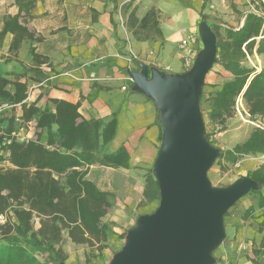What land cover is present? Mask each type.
Returning a JSON list of instances; mask_svg holds the SVG:
<instances>
[{
    "label": "trees",
    "instance_id": "1",
    "mask_svg": "<svg viewBox=\"0 0 264 264\" xmlns=\"http://www.w3.org/2000/svg\"><path fill=\"white\" fill-rule=\"evenodd\" d=\"M14 1L18 13L4 19L0 41L7 34L13 36L9 52L16 58L22 42L35 41L34 34L19 24L20 12L28 14L34 7V0ZM208 1L204 0L202 11ZM256 1L262 14H245L240 27L212 26L217 55L211 69L217 66L229 77L218 86H209L211 90L202 93L199 104L203 118L217 126L218 133L228 129V121L235 114L239 98L249 118L264 123V0ZM151 14L148 12L140 25ZM254 57L263 61L259 70L248 63V59ZM32 60L34 63L37 60L33 52ZM34 77L35 74L30 78ZM27 97V81H11L0 75V106L19 105V119L23 123L34 122L35 130L33 139L28 142L12 140L0 147L4 154L0 162L4 160L10 164L9 168L0 169V216L4 217V222L0 223V264L65 262L61 246L64 235L78 246L97 247L99 255L113 235L111 225L103 219L113 208L114 196L99 189L87 176L89 170L96 167L127 169L129 156L125 149L105 153L106 145L115 135L116 119L86 120L79 114L78 104L47 99L42 108L36 102L27 103ZM3 116L0 117V127L4 126L10 134L15 129L12 127L14 118ZM205 136L215 147L206 130ZM219 151L211 169L216 167L220 173L245 158L264 156V124L253 128L242 142ZM246 176L260 186L258 191L248 193L257 196L256 208L260 212L255 217L256 233L260 237L264 233V164ZM145 181L139 206L150 207V214L160 199L151 169L146 172ZM253 211L248 208L245 214ZM227 215L228 212L225 217ZM33 217L38 219L37 229L33 228ZM263 252L264 237H261L253 254L258 257Z\"/></svg>",
    "mask_w": 264,
    "mask_h": 264
},
{
    "label": "crops",
    "instance_id": "2",
    "mask_svg": "<svg viewBox=\"0 0 264 264\" xmlns=\"http://www.w3.org/2000/svg\"><path fill=\"white\" fill-rule=\"evenodd\" d=\"M246 1L209 0L202 11L204 0H34L28 14L20 12L19 24L34 34L35 41L22 42L15 58L9 52L13 36L5 35L0 41V64L6 67L0 75L28 82V94L33 90V95L27 97V103L36 102L43 108L47 99H58L78 104V112L86 120L109 121L115 117V135L105 153L125 149L128 167L96 168L129 173L138 185L140 202L162 130L157 107L131 90L128 72L136 71L141 62L167 74L185 72L189 65L184 57L193 62L201 49L197 35L200 12L223 21L210 17L211 28L225 23L226 28L235 29L243 24L244 17L236 4ZM150 11L151 16L140 25ZM17 13L14 0H0V31L4 19ZM188 38L191 41L182 46ZM32 52L37 56L35 63ZM33 74L36 77L31 79ZM247 160L240 165L245 166ZM234 237H238L235 231L228 233L217 254L219 262L235 264L233 251L238 245L237 240L232 242ZM261 237L264 233L249 241L237 264H252V260L264 264V252L258 257L253 254Z\"/></svg>",
    "mask_w": 264,
    "mask_h": 264
},
{
    "label": "water",
    "instance_id": "3",
    "mask_svg": "<svg viewBox=\"0 0 264 264\" xmlns=\"http://www.w3.org/2000/svg\"><path fill=\"white\" fill-rule=\"evenodd\" d=\"M209 20L200 18L201 49L185 72L167 74L142 62L128 72L131 90L159 113L162 134L151 173L160 199L152 213L137 218L109 264H214L213 252L225 238L226 212L260 189L247 176L226 187L212 186L207 176L220 153L206 139L199 105L217 55Z\"/></svg>",
    "mask_w": 264,
    "mask_h": 264
},
{
    "label": "rangeland",
    "instance_id": "4",
    "mask_svg": "<svg viewBox=\"0 0 264 264\" xmlns=\"http://www.w3.org/2000/svg\"><path fill=\"white\" fill-rule=\"evenodd\" d=\"M3 5H5V3ZM236 5L239 7L237 12H244L245 15L246 3ZM259 12L262 14L261 9ZM209 17H212L216 21L223 22L221 19L215 17V15H210ZM242 20H244V17ZM209 23L213 24V21L209 20ZM223 25L224 26L221 27L226 28L225 23H223ZM248 63L250 66L256 67L258 70L263 65V61L256 57L249 58ZM5 67L6 65L0 64V70H3ZM228 77L229 76L220 70L219 67L214 66L205 78V86L203 85L202 87V93L205 92V94H207L206 92L211 90L209 86H218ZM32 95L33 90H31L29 97ZM201 109L202 107H200V110ZM20 113V108L14 107L6 111L3 118H9L10 116H13L14 124L12 127L15 128L13 131H17L19 128L24 127V133H26L31 140L34 137L35 131L34 122L23 123L21 120L15 121L16 117H20ZM203 121L205 130L210 134L211 141L218 149L232 148L235 144L245 140L253 128L264 124L259 120H251L249 118L247 109L240 98L236 102L235 114L233 118L228 121V129L226 131L218 133L219 128L217 126L210 124L205 117L203 118ZM244 163L246 165L242 166L239 162L225 173L218 172L216 167H213V169L210 168L211 170L209 169L210 171L207 173L210 183L215 187H226L232 184L238 178L246 176L248 172L255 170L261 164H264V156L249 157ZM1 165V169H7L10 167V164L4 160L1 161ZM87 178L93 181L99 189L108 191L114 196L113 208L103 219L105 223L111 225L113 235L110 237L106 247L100 251L99 255L97 247L86 248L84 246H78L70 242L66 235H64V240L61 246L66 258V261L64 262L65 264H109L113 255L122 248L127 231L135 225V222L139 216L148 214V211L151 209L150 207L144 208V206H139V198L137 193L138 185L135 183L134 178L126 171L91 168ZM256 202L257 196L247 194L227 211L228 215L226 217L224 216L225 238L213 252V257L215 259L214 264L225 263L224 261L219 262L217 260V254L220 248L227 242L228 233L230 234L232 231H235L236 235L238 236L234 237L232 241L235 242V240H237L236 243L238 245L237 250L233 251V254H235V264H237L240 255L243 251H245V248H248L249 241L258 238L256 233L255 217L260 211L256 208ZM248 208H253L254 211L247 215L245 213L247 212ZM2 222H4V217H2L0 223ZM32 225L34 229L38 228V219L36 217L32 218ZM251 231L254 232L252 238L249 236ZM122 236L124 237L122 238Z\"/></svg>",
    "mask_w": 264,
    "mask_h": 264
},
{
    "label": "built area",
    "instance_id": "5",
    "mask_svg": "<svg viewBox=\"0 0 264 264\" xmlns=\"http://www.w3.org/2000/svg\"><path fill=\"white\" fill-rule=\"evenodd\" d=\"M260 11V6H259V2L256 1V0H247L246 1V13H254V14H257V15H261V13L259 12ZM245 17V15H244ZM119 25L120 27L123 29V23H122V19L119 17ZM191 41V38H188L186 40H183L181 42V45L182 46H185L187 45L189 42ZM131 52V50H130ZM184 60L185 62L187 63V65H189V67L191 66L192 64V60L190 62V59L189 57H184ZM188 67V68H189ZM28 97H29V94H28ZM16 106H12V105H3V106H0V117L3 116V114H5L6 111H8L9 109H12ZM20 118V117H19ZM18 117L15 118V121H19ZM25 132V129L24 127H21L19 128V130L17 131H12L10 134L7 133L5 131V127H0V147L1 146H5V145H8L12 140H15L16 142H19V143H24V142H28L30 140V137L24 133ZM6 134V135H5ZM1 156H4L3 154V151L0 150V157ZM2 165H1V162H0V169H1ZM2 220V216H0V221Z\"/></svg>",
    "mask_w": 264,
    "mask_h": 264
}]
</instances>
